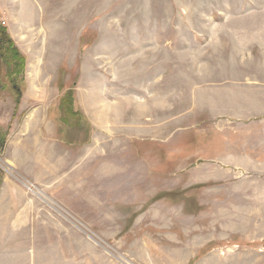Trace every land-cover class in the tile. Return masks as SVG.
<instances>
[{"label": "rangeland", "instance_id": "obj_1", "mask_svg": "<svg viewBox=\"0 0 264 264\" xmlns=\"http://www.w3.org/2000/svg\"><path fill=\"white\" fill-rule=\"evenodd\" d=\"M0 23L27 58L19 103L0 63V189L46 207L36 264H264V0H0Z\"/></svg>", "mask_w": 264, "mask_h": 264}, {"label": "crops", "instance_id": "obj_2", "mask_svg": "<svg viewBox=\"0 0 264 264\" xmlns=\"http://www.w3.org/2000/svg\"><path fill=\"white\" fill-rule=\"evenodd\" d=\"M23 197L13 184L5 183L0 189V213L5 212L0 215V264H11L22 256L26 264H36L35 239H38V225L46 207L39 198L34 200L26 194ZM6 203L8 207L4 210ZM44 236L51 239L50 243L54 240L50 230Z\"/></svg>", "mask_w": 264, "mask_h": 264}, {"label": "trees", "instance_id": "obj_3", "mask_svg": "<svg viewBox=\"0 0 264 264\" xmlns=\"http://www.w3.org/2000/svg\"><path fill=\"white\" fill-rule=\"evenodd\" d=\"M0 63L6 68V76L11 84L14 86V90L18 93L17 103L20 102V83L24 80V73L26 71L27 58L20 52L12 37L10 36L7 28L0 23ZM72 94H68V97L64 100V104L68 105V108H63L66 112H70V104L72 103ZM72 110V107H71Z\"/></svg>", "mask_w": 264, "mask_h": 264}]
</instances>
